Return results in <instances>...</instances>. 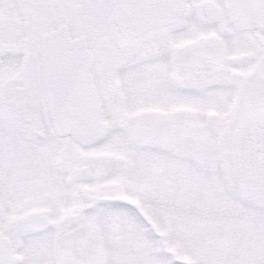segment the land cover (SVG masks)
<instances>
[{
	"label": "snow or ice",
	"instance_id": "6c2138e0",
	"mask_svg": "<svg viewBox=\"0 0 264 264\" xmlns=\"http://www.w3.org/2000/svg\"><path fill=\"white\" fill-rule=\"evenodd\" d=\"M0 264H264V0H0Z\"/></svg>",
	"mask_w": 264,
	"mask_h": 264
}]
</instances>
